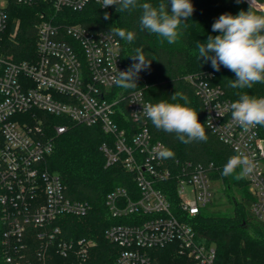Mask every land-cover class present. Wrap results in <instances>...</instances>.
<instances>
[{
	"label": "built area",
	"instance_id": "1",
	"mask_svg": "<svg viewBox=\"0 0 264 264\" xmlns=\"http://www.w3.org/2000/svg\"><path fill=\"white\" fill-rule=\"evenodd\" d=\"M246 1L264 10V0ZM14 3L37 11L35 53L21 49V22L10 16ZM92 4L101 7L97 0H0V264H87L97 244L62 237L57 221L86 216L91 206L68 197L60 177L45 166L68 124L52 132L36 114L27 115L32 109L99 126L109 135L100 147L105 166L121 163L133 175L138 197L116 187L105 198L109 216L124 219L105 230L120 248L105 264H216L215 247L197 241L190 220L217 196L213 166L188 161L172 168L159 156L165 145L153 139L143 113L152 102L141 90L113 83L127 71L120 40L109 30L68 22L72 16L63 14ZM186 78L203 103L207 127L233 156L243 152L257 165L246 179L255 198L252 212L264 219V126L245 132L232 122L234 101L220 86L199 75ZM171 181L176 205L167 196Z\"/></svg>",
	"mask_w": 264,
	"mask_h": 264
},
{
	"label": "trees",
	"instance_id": "2",
	"mask_svg": "<svg viewBox=\"0 0 264 264\" xmlns=\"http://www.w3.org/2000/svg\"><path fill=\"white\" fill-rule=\"evenodd\" d=\"M263 2V0H258ZM157 5L160 0H139ZM167 2V0H165ZM194 12L184 22L180 39L175 44H168L157 34L141 30L139 17L142 10L137 8L131 12L117 9L109 11L97 5H89L82 10L64 9L63 14L72 16L68 22H79L92 29L111 30L119 27L135 33L131 43L121 40L122 57L127 70L135 63L130 57L135 55V49L142 48L149 66L140 71L136 77L137 87L126 91L141 90L152 103L161 99L171 101L175 92H181L189 97V107L198 112L201 124H204L207 142H193L185 145L179 142L174 133L169 134L156 129L149 122V129L155 141L164 143L165 148L171 149L174 158L165 159L172 168L181 163H201L206 168H212V177L219 179L223 185V194L228 198L231 211H224L221 207V196L206 205L198 214L191 217V224L195 230L197 241L206 245H213L216 249V264H264V219H260L252 212L255 198L249 192V182L246 178L237 180L234 177L222 176V169L228 159L233 156L230 147L222 142L206 125L203 103L195 87L186 78L188 75H199L215 86L224 90L225 97L235 101L238 94H248L257 98L264 97V83L254 84L251 89H232L228 87L229 80H235V73L221 65L219 71L211 67V62L199 60L195 54L197 42H206L209 36L221 33L213 32L212 25L222 14L237 15L241 11H252L264 15V10L255 8L246 0H191ZM264 9V2L260 5ZM168 11L171 12L169 4ZM105 13L108 19L104 18ZM12 22L20 19L23 52L35 53L36 32L35 23L38 14L34 7L13 4L10 10ZM23 35V36H22ZM18 54V47L14 49ZM25 56V55H24ZM26 57V56H25ZM183 103V101H180ZM36 114L52 131L58 124H68V130L56 136L53 152L46 158L45 166L56 173L63 185L65 193L72 200L87 201L91 210L86 216L65 215L57 222L61 225L62 237L87 238L97 242L91 250V258L87 264H105L112 262L120 248L105 238L106 228L124 219L109 216L105 206L106 195L116 187L127 188L131 195L139 196V189L133 178L121 164L105 166V157L100 149L109 139L99 126L75 124L63 117L54 116L43 111L32 109L27 115ZM37 119L33 122H37ZM131 121L123 123L129 126ZM167 190L168 198L178 202L175 191V181H171ZM238 194V197L235 196ZM58 258V261H61Z\"/></svg>",
	"mask_w": 264,
	"mask_h": 264
},
{
	"label": "clouds",
	"instance_id": "3",
	"mask_svg": "<svg viewBox=\"0 0 264 264\" xmlns=\"http://www.w3.org/2000/svg\"><path fill=\"white\" fill-rule=\"evenodd\" d=\"M101 7L107 8L119 5L120 11L141 9L139 26L141 30L157 34L168 44H175L181 37L184 22L194 12L191 0H160L157 5L139 0H97ZM239 2V0H237ZM169 4L171 12L168 11ZM105 19L108 14L105 13ZM213 32L221 34L209 36L206 42H197L195 54L197 58L210 61L211 67L219 71L221 65L235 73V80H229L228 87L232 89H251L254 84L264 83V15L252 11H241L237 15L222 14L212 25ZM110 34L131 43L135 33L119 27H112ZM135 63L127 71L119 72L113 77V83L122 89L137 87L138 73L146 69L150 62L145 58L142 48L135 49V55L130 56ZM239 99L230 104L232 122L245 132L251 128L264 126V97H254L248 94H238ZM171 101L161 99L157 103L143 105L144 115L153 126L169 134L174 133L180 143L188 145L193 142H207L208 135L204 124L198 118V112L188 105L189 97L181 92H175ZM180 101H183L181 103ZM159 156L164 159L174 158L171 149H163ZM257 165L243 152L228 159L222 169V176L234 177L237 180L249 176Z\"/></svg>",
	"mask_w": 264,
	"mask_h": 264
},
{
	"label": "rangeland",
	"instance_id": "4",
	"mask_svg": "<svg viewBox=\"0 0 264 264\" xmlns=\"http://www.w3.org/2000/svg\"><path fill=\"white\" fill-rule=\"evenodd\" d=\"M218 180V182L217 181H215L214 183H213V185H215L216 187H218V191H217V195H219V196H221L220 198H221V202H223V205H222V209L224 210V211H231V206H230V204L227 202V200H228V198H227V196L225 195V194H223V192H222V190L224 189L223 188V185H222V183H221V181L219 180V179H217ZM235 196L236 197H238V194L237 193H235ZM239 198V197H238Z\"/></svg>",
	"mask_w": 264,
	"mask_h": 264
},
{
	"label": "water",
	"instance_id": "5",
	"mask_svg": "<svg viewBox=\"0 0 264 264\" xmlns=\"http://www.w3.org/2000/svg\"><path fill=\"white\" fill-rule=\"evenodd\" d=\"M118 7V5H112L108 8L109 11L113 12L116 8Z\"/></svg>",
	"mask_w": 264,
	"mask_h": 264
}]
</instances>
